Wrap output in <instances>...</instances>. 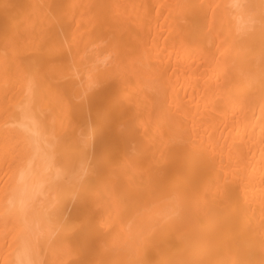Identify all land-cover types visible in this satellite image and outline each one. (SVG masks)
<instances>
[{
  "label": "bare ground",
  "instance_id": "obj_1",
  "mask_svg": "<svg viewBox=\"0 0 264 264\" xmlns=\"http://www.w3.org/2000/svg\"><path fill=\"white\" fill-rule=\"evenodd\" d=\"M0 264H264V0H0Z\"/></svg>",
  "mask_w": 264,
  "mask_h": 264
}]
</instances>
